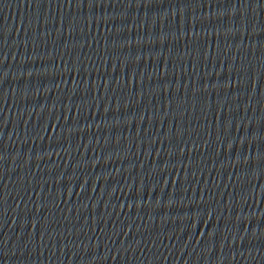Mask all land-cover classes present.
Returning <instances> with one entry per match:
<instances>
[{
  "label": "water",
  "instance_id": "1",
  "mask_svg": "<svg viewBox=\"0 0 264 264\" xmlns=\"http://www.w3.org/2000/svg\"><path fill=\"white\" fill-rule=\"evenodd\" d=\"M0 264H264V0H0Z\"/></svg>",
  "mask_w": 264,
  "mask_h": 264
}]
</instances>
